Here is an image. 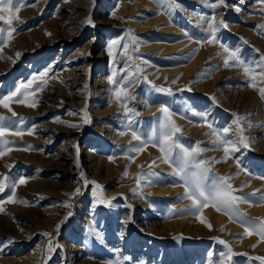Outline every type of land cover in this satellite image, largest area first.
Returning a JSON list of instances; mask_svg holds the SVG:
<instances>
[{
    "label": "rangeland",
    "instance_id": "obj_1",
    "mask_svg": "<svg viewBox=\"0 0 264 264\" xmlns=\"http://www.w3.org/2000/svg\"><path fill=\"white\" fill-rule=\"evenodd\" d=\"M21 2L12 38L5 36L0 46V97H11L9 108L0 104L7 128L0 140L9 142L0 156V183H15L22 205L0 219V260L25 264L40 255L37 264H264L255 259L264 257L259 234L264 225V97L258 91L264 89V2ZM157 2L153 11L150 5ZM5 27L0 20V28ZM114 47L119 51L112 57ZM232 52L237 59H229ZM226 59L231 66H225ZM161 87L169 91H156ZM33 102L35 107L28 106ZM149 106L153 112L148 113ZM165 108L171 121H180L181 131L169 143L204 149L185 169V179L202 171L194 167L199 162L210 169L202 181L206 190L218 177H231L233 195L243 198L235 214L211 204L195 212L184 174H177L180 148L165 163L174 173L153 167L165 155L159 146V132L169 119ZM85 111L90 123H84ZM130 129L141 141L120 143ZM217 133L238 150L226 158ZM142 154L149 159L143 158V167L126 180L122 159L139 160ZM20 179L26 183L19 184ZM214 214L248 234H230L213 221ZM94 224L102 226L101 246L88 252ZM244 237L263 246L245 243ZM7 246L12 247L2 250Z\"/></svg>",
    "mask_w": 264,
    "mask_h": 264
},
{
    "label": "snow or ice",
    "instance_id": "obj_2",
    "mask_svg": "<svg viewBox=\"0 0 264 264\" xmlns=\"http://www.w3.org/2000/svg\"><path fill=\"white\" fill-rule=\"evenodd\" d=\"M262 2H264V0H262ZM219 4L220 5H225L226 4V0H219ZM23 3L21 2V0H15V4H14V0H0V13H4V12H9V15L5 16L0 14V20H2L4 22V24L7 26L5 28H0V46H2L6 40H5V36L8 39L12 38V34L15 31L14 28L11 27L12 25V21L17 19V16L15 15L16 13H18L21 9V7H23ZM87 23L92 24L91 19H89L87 21ZM212 23L215 24V18H212ZM221 25H224L223 21L219 22ZM94 26V25H93ZM210 31L212 32L213 36L214 33L216 31V29L214 27H211L210 25ZM134 39V38H133ZM210 42H214V41H210ZM119 43V41H113L112 44L113 46L117 45ZM124 51L127 52L128 49V45L124 44L123 45ZM224 51L227 52L229 51L227 48H224ZM109 53L111 55V49H109ZM17 55L19 56L20 54L17 53ZM129 59H131V57H129ZM229 59H237V54L236 52H232L229 56ZM225 66H231L228 63V59H226L224 61ZM239 66L244 67V71L246 73L251 74L252 69L249 67H246L243 65L242 62H240ZM41 75H44L43 73ZM113 75H115V73H113ZM261 76L264 77V70L261 71ZM37 77H33L32 80H36ZM253 80H255V76H253ZM32 81H29V84H31ZM113 83H115L113 81ZM253 87H255V84H252ZM21 87H25L24 85H21ZM42 87V85L40 86ZM85 87H87V85H85ZM19 88L16 90V92H19ZM123 87L120 88V91H117L115 93L116 98H120L122 93H123ZM156 91L159 92H167L169 91V89H165V88H157ZM258 91H260V94L262 97H264V89H258ZM16 92H14L12 95L15 96ZM11 99V97H0V104H3V106L5 108H9V104H8V100ZM17 102H22V101H17ZM37 102H33L31 104H29L28 106L30 107H35V104ZM11 110V109H9ZM162 111L166 114V116H169V119L166 120V122L162 125V128L164 129V131L161 133V139L159 142V146H160V151L162 153H165V155L163 156V162L164 163H169L170 162V156L171 153L173 152V150L175 148H180V153H178V158L181 162L179 168L177 169V174H184L182 175V179H184L185 182V190H186V196L188 199H191L193 204L192 207L195 210L196 213H199L200 211H202L203 208L208 207L209 204H211L212 206H214L216 208L217 211H221L224 210L226 212L235 214L237 212L236 209V204L238 201L242 200L243 198L241 197H237L235 195H233V192L235 191L232 188V185L230 183H228V180L231 179V177H218L217 181L214 182L210 189L206 190L202 181L204 179V176L207 172L210 171L209 168L204 167V164L206 162H199L196 163L194 165V167L198 168V169H202L201 172H193L191 173L190 176H188L185 179V175H187V173H185V169L192 164V161L195 158V154L198 152H202L204 151V149H200L197 148L195 150H189L187 148H183V146L179 145L177 142H171L169 143V141L171 140V138L173 136H175V134L177 132H180V128L178 126L175 125V123L173 121L170 120V114H168V110L162 109ZM75 114V113H73ZM13 115L15 116L16 113L13 112ZM4 117L0 116V136H2L4 134L5 131H7V128L5 127V125L3 124L4 121ZM241 117H237L236 118V123L239 124V121L241 120ZM60 122V121H58ZM84 123H90V117L88 116V113L85 111L84 112ZM70 127H79V125L77 124H71L69 125ZM209 127L211 128V125H209ZM17 135H22V133L17 132ZM123 134V133H122ZM227 134V130H225L224 135ZM218 136V143H220L221 145H224V152H225V157L227 158L228 154L230 151L235 152L238 149L235 147V145H232L231 141L227 140V139H220L219 137L221 136L220 133H217ZM132 137L135 140H139L140 137L136 134L135 131H133L132 133ZM153 137L155 138V133L153 134ZM241 142H243L245 144V147H247V138L243 137L242 134V128H241ZM9 142L5 141V140H0V156L4 155V150H3V146L7 145ZM141 150V148H136L134 149V151L139 152ZM226 162V159L225 161ZM127 173H125L126 175ZM81 176H83V173H81ZM3 179H7L6 177ZM19 184H24L26 183V181L24 179H20L18 181ZM85 186H87V184L89 183V181L85 180L84 181ZM93 185H95V188L100 189L101 186L95 182L92 181L91 182ZM8 187L9 188V194H8V199L11 200V198L13 196H15V191L14 188L16 187V184L13 183L11 185H5L4 183H0V193H4L5 192V188ZM77 194H79L80 189L76 190ZM93 195L95 196L96 193L93 192ZM3 201H0V203H2ZM12 202H16V201H12ZM22 203H26L24 201H21ZM102 203H107V201H103L101 200ZM70 207V205H69ZM0 211H2V209H0ZM69 215H71V213H69ZM201 222H204L203 220ZM208 227L211 228V224H208ZM260 236L261 239L264 240V225L261 226V230H260ZM44 235H48L47 233H45ZM220 243L224 244L226 243L225 241H220ZM255 259L257 260H261L264 261V257H255Z\"/></svg>",
    "mask_w": 264,
    "mask_h": 264
},
{
    "label": "bare ground",
    "instance_id": "obj_3",
    "mask_svg": "<svg viewBox=\"0 0 264 264\" xmlns=\"http://www.w3.org/2000/svg\"><path fill=\"white\" fill-rule=\"evenodd\" d=\"M144 5H145V3H144ZM147 5V4H146ZM145 5V6H146ZM160 5V3H154V4H151L150 5V8L154 11V10H156L158 7L157 6H159ZM133 6V5H132ZM149 7V6H148ZM133 9V8H132ZM147 9H149V8H147ZM150 9V10H151ZM133 11V10H132ZM164 21V20H163ZM164 30V29H163ZM110 44V42L109 43H107L106 44V49L109 47L108 45ZM108 46V47H107ZM110 46H111V44H110ZM117 46V45H116ZM160 47H158V49H159ZM119 50H118V47H114V49H113V51L111 52V56L113 57L117 52H118ZM164 51H166V53H169V52H172L173 51V48H164ZM119 54V53H118ZM109 56V55H108ZM174 74V72H172V75ZM161 78V77H160ZM160 80V79H159ZM154 110H152V109H150V106H149V109H148V113H150V112H153ZM173 122L175 123V125L176 126H178L179 124H180V121L178 120V118H173ZM164 131V129H162V130H160V135H161V133ZM132 133H133V130H126V131H124V133L122 134V136H120V143H122V142H126V143H133V142H137V141H141V138L139 139V140H135V139H133V137H132ZM89 154H92V151L90 150L89 151ZM152 154V151L150 152V155ZM164 154V153H163ZM145 155H147V156H145ZM150 155H148V154H142V158L141 159H139V160H134V161H131L129 158H123L122 159V162H123V164H124V167H125V169H124V173H127L126 175H125V178H126V180L127 179H131L134 175H135V173L136 172H138L139 171V169H141V167H143V164L145 163L144 161H143V158H146L145 159V161L147 160V159H149V156ZM153 155H156L155 153L153 154ZM158 159H162L161 158V156L158 158ZM153 167H157L158 168V170L159 171H161V172H163V173H168V174H172V173H174V171H173V169L172 168H170L169 167V165L168 164H166L165 165V163L163 162V160L162 161H160V162H158V164H155ZM140 181L142 180V179H139ZM138 180V181H139ZM6 185H10V184H6ZM153 186V184H148L147 186H146V188L148 189V188H151ZM179 189V188H178ZM9 191V188L8 187H6L5 188V192L4 193H0V198L1 197H3L4 195H5V193H7ZM179 192V191H178ZM151 194H161L162 192L161 191H151L150 192ZM93 200V199H92ZM12 201H16V202H12ZM21 203L20 202H18V194H17V192H15V196H13L12 198H11V200H9V199H7V200H4L2 203H0V209H2V211H0V219L2 220L3 218H8V217H10V216H12L13 215V213H14V211H15V209H17L18 210V208H20L21 207ZM93 208L94 207H97V203L96 204H93V206H92ZM116 207V205L114 204L113 205V208H115ZM22 209V208H21ZM7 216V217H6ZM212 218H213V221H215L217 224H219V225H222L223 227H224V229L225 230H227V231H229L230 232V234H234V235H236V234H244V233H246V232H244L242 229L243 228H241V226H237V224L236 225H232V224H230V223H228V222H226L225 221V218L222 216V215H217V214H214L213 216H212ZM92 226V225H91ZM101 224L100 225H97V224H94L93 225V227H91L88 231H90L91 232V234H92V237L90 238V240H89V242L87 243V251L88 252H90V251H94V248L95 247H99V246H101V244H100V237L102 236V233H101ZM222 228V227H221ZM20 230V229H19ZM246 231V230H245ZM127 234V233H126ZM248 233H246V235H247ZM250 235V234H249ZM253 236H255L256 237V235H253ZM252 236V237H253ZM246 237V236H245ZM244 237V238H245ZM98 238V239H97ZM246 239V238H245ZM135 241H136V239L133 237V239L131 240V245L133 246L134 244H135ZM260 242V241H259ZM245 243H249V244H256L257 246H259V247H262L263 246V244H261V243H258V242H256L255 241V239L254 238H249L248 240L246 239V241H245ZM10 247H12V246H7V247H3L2 248V250L3 249H5V251L7 250V248H10ZM15 248V247H14ZM37 248H39V247H37ZM256 248V247H255ZM254 248V249H255ZM24 249V248H23ZM85 249V248H84ZM83 249V250H84ZM91 249V250H90ZM264 249V248H263ZM19 250H20V248H19ZM38 250V249H37ZM261 250V249H260ZM13 251V250H12ZM35 252V251H34ZM33 252V253H34ZM91 256L90 257H95V256H93L92 254H90ZM96 255V254H95ZM37 256V255H36ZM39 258H40V255H38L37 257H35L34 256V260L31 262V260H30V262L28 261V262H26L25 264H37L38 263V261H39ZM91 259V258H90ZM26 260H27V258H26ZM13 261V260H12ZM20 261V260H19ZM92 261V260H91ZM91 261H90V263H91ZM15 262H11L10 260H7V259H1L0 260V264H14ZM19 263V262H18Z\"/></svg>",
    "mask_w": 264,
    "mask_h": 264
}]
</instances>
